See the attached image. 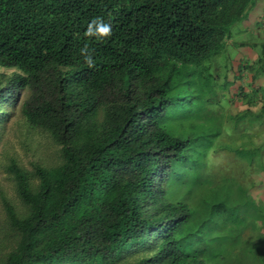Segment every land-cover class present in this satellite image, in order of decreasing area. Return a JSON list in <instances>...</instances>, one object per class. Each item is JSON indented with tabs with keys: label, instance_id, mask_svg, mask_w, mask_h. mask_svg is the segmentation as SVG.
I'll use <instances>...</instances> for the list:
<instances>
[{
	"label": "trees",
	"instance_id": "obj_1",
	"mask_svg": "<svg viewBox=\"0 0 264 264\" xmlns=\"http://www.w3.org/2000/svg\"><path fill=\"white\" fill-rule=\"evenodd\" d=\"M256 1L0 0V264L236 256L227 243L244 228L242 188L228 173H205L223 112L210 116L212 129L201 99L219 77L210 58ZM97 16L113 25L102 42L83 35ZM259 46L239 66L250 84H237L246 106L229 114L234 122L259 115L264 124V83H255L264 79V39ZM176 106L181 119L169 116ZM128 252L136 256L120 260Z\"/></svg>",
	"mask_w": 264,
	"mask_h": 264
},
{
	"label": "rangeland",
	"instance_id": "obj_2",
	"mask_svg": "<svg viewBox=\"0 0 264 264\" xmlns=\"http://www.w3.org/2000/svg\"><path fill=\"white\" fill-rule=\"evenodd\" d=\"M258 1L263 2L259 4V7L263 8L264 0H257L253 6H256ZM236 24L235 22L232 25L224 48L210 58L209 72L213 73L212 75L216 73L219 77L213 80V88L201 99L202 101L207 100L209 104L205 113L209 115L206 118L208 119L207 125L212 129L214 124L210 116L215 117L217 111L223 112V117L220 118L218 124L220 133L212 139V146L219 147V149L206 155L205 173L211 174L215 171L212 178L217 180L221 172L228 173L238 181L237 183H240L242 188L237 200L241 203L243 214L240 219L244 221V228L235 240L237 243H227L231 256H236L231 257L232 260L229 263H222L228 259L229 254H227L218 264H264V170L260 168L261 157L264 156V144H261V140L264 139V124H261L259 115L250 120V123L242 118L236 122L231 118L227 119L229 114H235L241 110L240 108L246 106L239 102V98H236L237 84L241 81L244 89L248 90L250 73L248 69L239 68V66L244 57L253 59L259 52V43L264 39V20L262 18L258 20L257 24L261 30L258 33L243 29L245 27H239ZM239 42L243 44L236 45ZM252 42L256 44L251 46ZM249 58L248 60L251 61L252 59ZM236 74H241V78H237ZM255 83H264V79H257ZM252 108L258 110L256 105ZM171 111L173 112L169 116L173 118L181 119L184 116V108L181 106H176ZM192 113H195L194 110ZM191 133L198 134L199 129L193 128ZM191 137L193 139V135ZM257 144L262 145L261 152L260 149L251 147ZM235 148H242L238 151L245 156L240 155ZM39 152L42 153V157L44 153H47L44 147ZM262 158L264 160V157ZM196 186L198 188L197 183ZM192 194L199 195L196 190H193ZM198 199H195V206L201 210L203 203L198 202L200 201ZM131 256L134 257L136 254L128 252L120 260H129Z\"/></svg>",
	"mask_w": 264,
	"mask_h": 264
},
{
	"label": "clouds",
	"instance_id": "obj_3",
	"mask_svg": "<svg viewBox=\"0 0 264 264\" xmlns=\"http://www.w3.org/2000/svg\"><path fill=\"white\" fill-rule=\"evenodd\" d=\"M83 35L89 40L95 39L102 42L109 39L113 35V25L111 22L105 21L103 17L97 16L88 22ZM79 52L83 57V62L88 66V68L91 69L96 66L94 51L90 50L87 44L82 46Z\"/></svg>",
	"mask_w": 264,
	"mask_h": 264
},
{
	"label": "crops",
	"instance_id": "obj_4",
	"mask_svg": "<svg viewBox=\"0 0 264 264\" xmlns=\"http://www.w3.org/2000/svg\"><path fill=\"white\" fill-rule=\"evenodd\" d=\"M259 4H263V2H258V4L256 6H254L253 8L250 9V13L247 15V17L239 22H237V26H243L245 28L243 29H249L253 32H259L261 31L260 28L258 27V20L261 18V16H263L264 14L262 13V11H264V7L261 8L259 7ZM244 24H248V25H244Z\"/></svg>",
	"mask_w": 264,
	"mask_h": 264
}]
</instances>
